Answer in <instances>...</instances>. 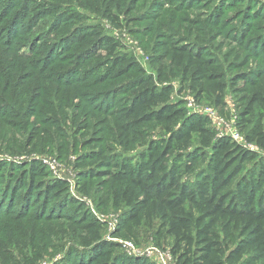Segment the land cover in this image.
Wrapping results in <instances>:
<instances>
[{"label": "rangeland", "instance_id": "rangeland-1", "mask_svg": "<svg viewBox=\"0 0 264 264\" xmlns=\"http://www.w3.org/2000/svg\"><path fill=\"white\" fill-rule=\"evenodd\" d=\"M94 30L101 39L117 41L116 54L131 57L156 86H170L171 102L181 103L187 117L207 116L217 137L236 136L264 159V146L248 142V128L239 123L247 84L236 79L239 71L252 75L264 67V0H0V264H88L99 247L111 242L120 245L118 254L154 262L145 251L157 248L170 253L167 264H176L172 238L159 233L156 224L121 225L124 208L105 200L118 159L142 158L149 141L166 133L152 123L128 150L116 139L94 138L101 135L99 129H109L106 119L115 118L130 96L123 86L109 92L101 83L116 58L103 48L106 40L88 38L94 46L75 42L77 35ZM173 46L223 63L222 104L215 103L209 84L197 95L190 81L182 83L177 75L157 80L160 64L154 63L161 60L169 67ZM94 53L102 56L103 68L95 65ZM257 109L252 122L264 115V108ZM88 119L95 127L83 134ZM75 135L88 142L76 145ZM103 146L106 158L93 164L101 170L92 177L87 174L91 166L80 161ZM33 163L68 183L60 199L17 184ZM89 218L100 226L95 250L82 242L90 236L84 226Z\"/></svg>", "mask_w": 264, "mask_h": 264}, {"label": "trees", "instance_id": "trees-1", "mask_svg": "<svg viewBox=\"0 0 264 264\" xmlns=\"http://www.w3.org/2000/svg\"><path fill=\"white\" fill-rule=\"evenodd\" d=\"M88 38H93V43L106 40L103 48L111 56L116 54L117 41L101 39L98 30L77 35L75 42L94 46ZM94 55L98 58L95 65L103 68L102 56ZM167 57L169 67L161 60L154 63L160 64L158 81L177 75L182 83L190 81L197 95L208 91L205 84H209L215 103H223L226 86L223 63L184 46H173ZM111 62L101 83L109 92L119 86L126 88L129 102L120 107L115 118L106 119L109 129H99L101 135L94 138L101 137L97 140L105 139L108 143L116 139L123 150H128L142 129L152 123L166 133L149 141L142 158L123 157L116 162L119 165L112 173L105 200H110L114 208H124L119 223L131 228L156 224L159 233L173 239L171 252L176 264L264 263V159L229 136L217 137L207 116L187 117L181 103L171 102L172 88L156 86L153 76L146 75L131 57L117 53ZM245 71H239L236 77L247 84L239 123L244 130L248 128L245 135L248 142L264 146V115L258 116L259 121L249 119L257 108H264V67L252 75ZM86 122L85 129H81L83 134L95 127L89 119ZM87 140L75 135L73 142L77 145ZM192 142L196 146L191 148ZM103 148L98 147L90 152L89 159L80 161L82 165L88 162L86 165L91 169L87 174L92 177L101 170L92 169L93 164L106 158ZM199 163L202 167H198ZM247 163H251L250 167H245ZM29 167L32 169H28L27 175H39V179L23 175L16 178L17 184H29L31 190L51 199H60L68 189L66 181L49 177L39 163ZM87 185L85 181L84 191ZM87 220L84 226L88 227L90 236L82 242L95 250L100 244L96 242L100 226L92 218ZM119 247L112 242L102 245L88 264H156L146 257L118 254Z\"/></svg>", "mask_w": 264, "mask_h": 264}, {"label": "built area", "instance_id": "built-area-1", "mask_svg": "<svg viewBox=\"0 0 264 264\" xmlns=\"http://www.w3.org/2000/svg\"><path fill=\"white\" fill-rule=\"evenodd\" d=\"M233 138L236 139V136H234ZM145 253L147 256L152 257L157 263L162 262L163 264H167L166 259L170 258L169 252H163L157 248H148L146 249Z\"/></svg>", "mask_w": 264, "mask_h": 264}]
</instances>
